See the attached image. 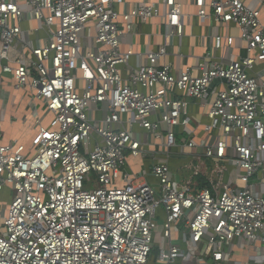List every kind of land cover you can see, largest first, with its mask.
<instances>
[{
  "label": "built area",
  "instance_id": "2783aa9c",
  "mask_svg": "<svg viewBox=\"0 0 264 264\" xmlns=\"http://www.w3.org/2000/svg\"><path fill=\"white\" fill-rule=\"evenodd\" d=\"M123 3L0 0V67L15 89L29 91L36 117L27 153L3 142L0 115V192L10 195L0 219V264H148L156 238L159 264H229L235 239L264 247V80L254 74L264 63V0H192L201 22L225 31L211 28L212 49L177 73L160 60L183 35L184 3L142 1L117 11ZM153 18L163 20V43L130 66L133 50L122 48L123 38ZM24 19L37 22L42 41L29 38ZM191 99L208 106L201 143L192 137ZM178 127L192 153L186 157L212 161L207 185L191 181L200 165L184 182L171 171L169 158L186 152L173 149ZM139 134L162 148L150 170L156 187L127 171V155L141 157L149 144ZM180 223L188 249L170 240Z\"/></svg>",
  "mask_w": 264,
  "mask_h": 264
},
{
  "label": "crops",
  "instance_id": "0c3cea01",
  "mask_svg": "<svg viewBox=\"0 0 264 264\" xmlns=\"http://www.w3.org/2000/svg\"><path fill=\"white\" fill-rule=\"evenodd\" d=\"M152 1L160 3V0H124L121 5H116L115 8L119 12L125 11L132 4ZM183 5V13L189 14V17L184 19V32L181 37H174L169 47H167V55L160 62L168 61L172 64L174 72L186 66H194L206 52L212 49V39L207 35L209 31H215V33L223 34L225 29L222 25H216L212 21L201 22L197 18L195 13V7L192 4V0H181ZM20 26L23 30L29 31V38L36 43L38 40H43L45 35L43 31L35 32L33 29L37 27V22L30 19H24ZM163 20L161 18H153L146 23L137 24L133 33L126 35L123 38V49L131 47L133 55L129 61L130 66H135L144 60V53L148 50H156L163 43ZM234 30V31H232ZM230 33L235 37L234 45L232 47V53L235 57L242 55V43L238 40V31L236 27H230ZM217 56L220 52L215 53ZM123 75L125 74L122 70ZM259 80H264V63H258L254 67V74L258 73ZM30 101V93L26 89H15L14 80L10 73H5L0 67V115L2 116V138L3 142H17L25 146V152L32 153V136L35 132V111L32 109ZM208 106H202L200 101L191 99L187 108V113L191 118V127L193 128V139L201 143L205 141L206 134L202 132L203 123L207 122L206 112ZM141 135V134H139ZM142 138L147 140L149 144L145 147L146 151L143 152L141 157H132L127 155L126 166L132 176L131 178L137 182H147L156 187L157 181L151 175L150 170L152 165L161 156V147L154 143V140L150 135H141ZM177 136L179 144L173 149H186L185 156L174 155L168 160V165L173 172L176 180L185 181L186 177H191L192 170L195 166L200 165L199 174L191 177V181L195 184L194 188L202 187L199 185L198 180L202 179L207 185V179L204 173L209 169L212 161L203 157L201 160L195 159V157L188 158L191 151L190 148H182L180 143L186 132H182L180 127L177 128ZM200 149V148H199ZM188 153V155L186 154ZM192 154V153H191ZM185 166V167H184ZM261 176V175H260ZM264 177V173H263ZM261 177H254L250 180L254 185L261 188V183L258 182ZM160 213V211H159ZM162 216H158V222L160 224ZM158 244L159 239L156 238ZM171 242L180 246L183 249L190 248L188 241V231L180 223L174 226L171 230ZM154 247L158 249V245ZM255 246H260L256 243H251L246 239H235L231 241L230 245V257L229 264H264V247L255 249ZM156 259V258H155ZM207 260L208 257H206ZM149 264V263H148Z\"/></svg>",
  "mask_w": 264,
  "mask_h": 264
},
{
  "label": "rangeland",
  "instance_id": "374dc122",
  "mask_svg": "<svg viewBox=\"0 0 264 264\" xmlns=\"http://www.w3.org/2000/svg\"><path fill=\"white\" fill-rule=\"evenodd\" d=\"M232 31H234V30H232ZM37 111H38V115H40V117L44 116V112L39 105H38ZM94 177H95V175L92 173L86 175L85 179H84L85 180L84 186L87 188L93 187L94 183H95ZM232 177L234 178V175H232ZM9 200H10V195L8 194V192L6 190L0 192V219H1V213L8 206ZM158 224H159V222H158ZM0 228H1V221H0ZM153 249H155V247H153ZM153 249H152L151 254H150L149 264H159L155 261V257L153 256V253H154Z\"/></svg>",
  "mask_w": 264,
  "mask_h": 264
},
{
  "label": "trees",
  "instance_id": "16d2710c",
  "mask_svg": "<svg viewBox=\"0 0 264 264\" xmlns=\"http://www.w3.org/2000/svg\"><path fill=\"white\" fill-rule=\"evenodd\" d=\"M202 179H199L198 182H199V185L200 186H204L206 183L204 181H201ZM154 250V253H153V256L156 258L157 254H158V249H153Z\"/></svg>",
  "mask_w": 264,
  "mask_h": 264
},
{
  "label": "water",
  "instance_id": "95a60500",
  "mask_svg": "<svg viewBox=\"0 0 264 264\" xmlns=\"http://www.w3.org/2000/svg\"><path fill=\"white\" fill-rule=\"evenodd\" d=\"M224 82V79L223 78H221V79H216V80H214L210 85H209V88H208V91L214 86V84L216 83V82Z\"/></svg>",
  "mask_w": 264,
  "mask_h": 264
}]
</instances>
